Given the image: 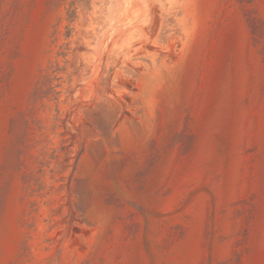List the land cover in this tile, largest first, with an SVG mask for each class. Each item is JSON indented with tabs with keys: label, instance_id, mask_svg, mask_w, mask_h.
Here are the masks:
<instances>
[{
	"label": "rangeland",
	"instance_id": "1",
	"mask_svg": "<svg viewBox=\"0 0 264 264\" xmlns=\"http://www.w3.org/2000/svg\"><path fill=\"white\" fill-rule=\"evenodd\" d=\"M71 1L0 0V264H264V0Z\"/></svg>",
	"mask_w": 264,
	"mask_h": 264
},
{
	"label": "water",
	"instance_id": "2",
	"mask_svg": "<svg viewBox=\"0 0 264 264\" xmlns=\"http://www.w3.org/2000/svg\"><path fill=\"white\" fill-rule=\"evenodd\" d=\"M125 14L117 30L107 37L106 45L121 42L137 44L149 40L158 24L159 13L154 0H124Z\"/></svg>",
	"mask_w": 264,
	"mask_h": 264
},
{
	"label": "trees",
	"instance_id": "3",
	"mask_svg": "<svg viewBox=\"0 0 264 264\" xmlns=\"http://www.w3.org/2000/svg\"><path fill=\"white\" fill-rule=\"evenodd\" d=\"M82 1L80 0H73L70 2V9H67V14L68 16L66 17V20L68 21V24L66 25L67 31L63 33V35L65 36L66 39H69L71 37V27L70 25L72 23H74V21L76 20V9L77 7H81L82 6ZM60 33V31L58 30L56 33V36ZM58 38V37H56ZM66 55V53L64 52H58V55Z\"/></svg>",
	"mask_w": 264,
	"mask_h": 264
}]
</instances>
